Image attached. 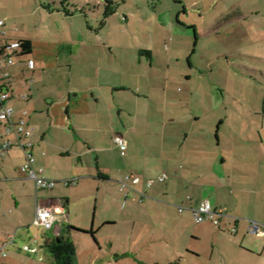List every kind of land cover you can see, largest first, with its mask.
<instances>
[{
  "label": "rangeland",
  "instance_id": "374dc122",
  "mask_svg": "<svg viewBox=\"0 0 264 264\" xmlns=\"http://www.w3.org/2000/svg\"><path fill=\"white\" fill-rule=\"evenodd\" d=\"M61 1L0 0V19L7 22L5 35L0 27V56L7 41L19 35L31 38L42 56L40 41L45 35L59 44L52 49L54 54L60 52L59 61H51L55 68L42 70L34 79L26 72L38 110L46 108L47 89L67 85L68 56L73 49L79 56L82 51L94 55L97 64L111 71L126 65L129 108L123 120L126 128H134L127 133L121 123L118 126L129 143L128 156L132 148L141 151L136 143L140 137L155 140L165 132V118L181 119L185 123L182 131H194L201 138L205 135L216 153L227 152L228 136L239 135L242 140L264 136V0H113L117 12L105 21L106 0H71L70 7L76 10L73 17L50 15L48 11L61 7ZM141 49L152 51L156 80L151 111L147 110L144 82L141 99L145 102L135 117L131 95L138 87L129 74L138 70L147 78L151 70L150 59L140 55ZM139 58L143 65L137 62ZM79 65L82 69L77 58L74 69ZM85 65V70H91L88 61ZM15 83L22 87L24 82ZM147 114L149 131L145 128ZM220 120L224 124L219 128V146ZM2 132L0 126V148L5 141ZM48 138L51 145L43 150L46 165L39 160L34 165L66 176L51 178L59 181L53 190L37 191L33 179L20 175L18 169L25 160L19 150L3 157L0 149V264H53L43 242L49 230L35 222L37 200L67 197L69 219L61 223L63 233L69 224L96 231L95 237L88 232L69 233L76 244V264H264V237L245 232L244 227L233 233L223 225L198 223L191 211L181 213L177 207L150 198L142 203L134 192L127 197L111 182L99 185L83 179L75 171L76 158L60 156L53 146L64 143L63 134L51 130ZM85 162L89 167V160ZM114 162L116 167L123 165L119 159ZM134 170L128 167L123 175L137 174ZM74 171L77 182L65 185ZM148 201L152 206H147ZM248 209L244 205V211Z\"/></svg>",
  "mask_w": 264,
  "mask_h": 264
},
{
  "label": "crops",
  "instance_id": "0c3cea01",
  "mask_svg": "<svg viewBox=\"0 0 264 264\" xmlns=\"http://www.w3.org/2000/svg\"><path fill=\"white\" fill-rule=\"evenodd\" d=\"M48 13L50 15L62 14L66 18L75 15H66L59 10H49ZM6 26L7 22L4 26H0L3 27L2 34L4 35L7 33ZM50 38L51 36L46 37L45 35L40 41L43 56L34 49L33 40L25 35H19L7 41L8 43L10 40L28 39L32 43L31 53L15 55L14 64L6 65L4 71L13 78L12 85L9 86L10 98L7 101V104L15 109V117L12 120L16 121L26 110L27 122L36 128L32 148L35 156L34 164L39 160L40 165L43 163L46 165L47 159L43 158L46 156V152L43 150L45 149L44 146L51 145V140L48 138L49 131L58 130L63 134L64 143L53 146L59 150L60 156L76 158L75 171L83 179L91 180L94 183H99V185L105 181L111 182L115 184L113 188H118L119 192H134L140 197L142 203L150 198L153 200L152 202H163L168 207H177L179 211L180 207L183 206L184 210L192 212V207L199 205L204 200H209L215 209H226V214L221 218V226L223 225L231 231L235 228L233 233H239L243 227L245 232H248L251 220L261 219L264 222V136H260L258 139L247 138L243 140L239 135L228 136L225 139L229 144L227 152L216 153L209 143L210 139L205 135H203L205 138L203 136L201 138L194 135V131L191 132L187 129L182 131L185 123L181 119L167 118V120L165 118V122L162 123V127H165L164 133L157 134L158 137L155 140H152L150 136L140 137L136 142L141 148L140 152L137 153L132 148L129 156L127 153L122 154L120 147L114 141V136L121 134L125 137L124 132L119 130L121 127L118 124L121 123L124 127L126 126V121L123 119L129 108L127 104L129 98L126 99L129 90L127 71H125L126 65L122 66V68L124 67L123 70L117 68L115 71H111L108 66L104 67L97 64L98 60L94 58V55H88L82 51V56H79L77 50L72 49L71 55L68 56V73L70 76L67 85L63 88H53L52 85L53 87L47 89L48 92L44 94L47 95L45 96L46 108L38 110L36 101H34L36 96L27 82L26 72L28 76H32L34 79L42 70L56 67L55 63L52 64L51 61L53 59L54 62H58L60 52L54 54L52 49L59 44ZM45 54L48 58L44 57ZM147 56L150 59L149 67L151 69L148 77L145 78L143 73L138 70L129 74L132 77V84L138 87L137 91L131 95L135 104L133 111L135 117L140 114L138 106L143 103L142 101L145 102L143 98V100L141 99L142 89L145 86L144 82L147 90L143 92L146 93L144 96L148 99L146 102H149L147 110L151 111L152 109L150 98L156 80L154 79L155 72L151 60L152 51L151 55ZM29 57L36 60L35 69L27 68L26 60ZM77 58L80 63H83L82 69H79L80 65L74 69ZM86 61H88L89 65L87 66L91 70L84 69ZM121 62L123 64L125 60L122 59ZM137 62L139 65H143L142 58H139ZM21 77H25L26 81H23ZM19 80L24 82L22 87L16 86L15 81ZM48 96L51 98L47 101ZM64 108L66 110L65 115L63 113ZM21 109L24 110L20 111ZM149 114L144 116L147 120L145 125L147 131L151 129ZM196 119L198 121L200 117L197 116ZM223 124V120H220L216 134L219 146L222 144L219 128ZM6 125L7 123L0 122L3 131L2 137L12 139L15 143L3 157H11L12 151L16 149L19 150L22 159L25 160V150L17 144L15 134L6 132ZM129 127H125V132L130 133L134 125ZM125 157L128 158L122 159ZM93 159L95 160L93 161ZM114 159L121 160L123 165L116 167ZM86 160H89V167L85 165ZM21 166L18 169L20 175L23 178H29L21 171ZM43 167L45 166L38 168L34 165V168L46 177H66L57 174L58 171L46 170ZM128 167L137 171L134 170L137 174H131L138 177L139 182L127 181L137 191L122 190L121 181L127 175H131H123L124 170L126 171ZM75 171L72 175L67 174L65 180L70 181V183H65V185L70 186L77 182V177H72ZM164 172L168 174L166 181H157L150 187L146 185L148 179L156 178ZM107 189L112 190L111 188ZM97 190L100 194L101 186ZM140 192L146 193V196L143 198ZM127 197H130L129 194ZM38 200L45 206L62 205L65 209V220L69 219L67 209L70 199L68 197L56 201ZM15 202V204H19L16 199ZM244 205L249 207L248 211H244ZM147 206H152L149 201ZM61 223L56 224V227L52 229V234L61 233L63 230ZM251 252L254 253V251ZM259 255L263 256V253H259Z\"/></svg>",
  "mask_w": 264,
  "mask_h": 264
},
{
  "label": "built area",
  "instance_id": "2783aa9c",
  "mask_svg": "<svg viewBox=\"0 0 264 264\" xmlns=\"http://www.w3.org/2000/svg\"><path fill=\"white\" fill-rule=\"evenodd\" d=\"M5 25V20L0 19V26ZM22 44L19 39L12 40L7 44V46L2 50L3 55L0 56V72L2 73L0 77V120L7 123L6 132L8 134H15L17 136V144L25 150V161L21 166V171L25 173L29 178L33 179L36 184L37 190H51L53 189L57 181L46 177L40 171L34 168L35 156L33 154L32 148L34 146L33 135L36 128L29 124L26 120L27 111H23L21 116L14 121L12 120L15 115V109L7 104L10 98L9 86L12 85L13 78L8 72L4 71L6 65L14 64V56L22 54ZM26 66L28 69H35L37 64L36 60L29 57L26 60ZM114 141L120 147L122 154L126 153L128 142L126 138L121 134H115ZM12 139H5L3 145L1 146V154L5 155L8 150L14 145ZM168 178L166 172L161 173L156 178H151L146 181L148 187L152 186L153 183L159 181L164 182ZM131 180L133 183H138L139 178L135 175H127L125 179L121 181L122 190L137 191L132 185L127 181ZM65 183H70V181L65 180ZM128 195L129 192H125ZM140 195L144 198L146 193L140 192ZM192 214L196 222H212L216 226H221V218L226 214L225 208L215 209L209 200L202 201L199 205L192 207ZM184 211V207H180V212ZM66 219L65 209L62 205L59 206H45L42 205L38 200L37 211L35 222L37 225L42 226L45 229H53L57 223L62 222ZM236 229L233 228L232 231ZM248 232L258 236L264 237V224L256 220H251L248 226Z\"/></svg>",
  "mask_w": 264,
  "mask_h": 264
},
{
  "label": "trees",
  "instance_id": "16d2710c",
  "mask_svg": "<svg viewBox=\"0 0 264 264\" xmlns=\"http://www.w3.org/2000/svg\"><path fill=\"white\" fill-rule=\"evenodd\" d=\"M61 4H62L61 7L56 6L50 10H59L66 15H73L75 13L76 10L70 7L72 4L71 0H62ZM116 12H117V5L115 4V2L113 0H106V4L104 8V21L105 19H107ZM11 41L12 40H10V42ZM19 41L21 42L23 49L21 55L31 53L32 50L31 41L28 39H19ZM4 48L5 47L1 48V50H3ZM143 54L150 56L151 51L149 49H141L140 55ZM71 231L88 232L91 233L93 237H95L96 234V231L93 228L91 230H87L71 224L68 225L67 233H63L62 230L60 234L54 235L52 234V229H49V232L45 233L43 238H44V246L49 250V252L52 255L53 264H76V260H77L76 244L73 241L72 237L69 235Z\"/></svg>",
  "mask_w": 264,
  "mask_h": 264
}]
</instances>
